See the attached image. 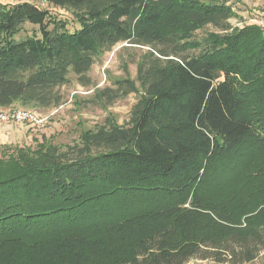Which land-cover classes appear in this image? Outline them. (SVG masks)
Listing matches in <instances>:
<instances>
[{
    "label": "trees",
    "instance_id": "1",
    "mask_svg": "<svg viewBox=\"0 0 264 264\" xmlns=\"http://www.w3.org/2000/svg\"><path fill=\"white\" fill-rule=\"evenodd\" d=\"M46 1L78 27L0 2V108L59 105L119 42L146 50L99 97H139L80 145L0 154V264H264V27L228 0Z\"/></svg>",
    "mask_w": 264,
    "mask_h": 264
},
{
    "label": "rangeland",
    "instance_id": "2",
    "mask_svg": "<svg viewBox=\"0 0 264 264\" xmlns=\"http://www.w3.org/2000/svg\"><path fill=\"white\" fill-rule=\"evenodd\" d=\"M23 1L47 9L50 15L65 20L66 27L70 31L78 27L71 11L53 6L46 0H0L9 4ZM228 4L233 11L229 19L233 27H241L245 24H258L264 27V0H228ZM208 32L219 31L212 25H205L195 31L194 37L201 39ZM34 33L39 35L38 26L24 23L20 32L15 35V39L19 40ZM145 50V47L119 42L110 50L104 51L95 58L87 73L89 85H81L72 73L69 74V82L59 88L62 95L59 105L33 108L14 103L12 107L35 111L37 122L0 121V154L15 146L34 149L43 141L66 150L67 147L80 145L84 132L95 130L105 125L108 120L118 125L125 124L139 93L131 92L108 101L103 96L99 97L98 91L114 88L113 81L125 78L126 74L134 79L137 62ZM262 259H264V251L258 257V260ZM186 264L214 263L211 260L191 259Z\"/></svg>",
    "mask_w": 264,
    "mask_h": 264
},
{
    "label": "built area",
    "instance_id": "3",
    "mask_svg": "<svg viewBox=\"0 0 264 264\" xmlns=\"http://www.w3.org/2000/svg\"><path fill=\"white\" fill-rule=\"evenodd\" d=\"M0 121L37 122V115L33 110L9 107L7 109L0 110Z\"/></svg>",
    "mask_w": 264,
    "mask_h": 264
}]
</instances>
